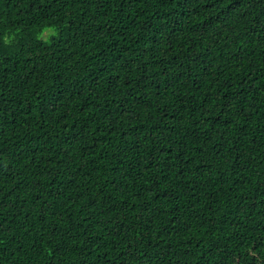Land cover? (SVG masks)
Segmentation results:
<instances>
[{"label": "trees", "instance_id": "trees-1", "mask_svg": "<svg viewBox=\"0 0 264 264\" xmlns=\"http://www.w3.org/2000/svg\"><path fill=\"white\" fill-rule=\"evenodd\" d=\"M0 264H264V0H0Z\"/></svg>", "mask_w": 264, "mask_h": 264}, {"label": "rangeland", "instance_id": "rangeland-1", "mask_svg": "<svg viewBox=\"0 0 264 264\" xmlns=\"http://www.w3.org/2000/svg\"><path fill=\"white\" fill-rule=\"evenodd\" d=\"M47 31H50V30L48 29V30H46L45 32H47Z\"/></svg>", "mask_w": 264, "mask_h": 264}]
</instances>
